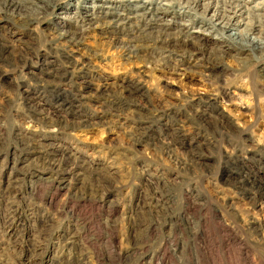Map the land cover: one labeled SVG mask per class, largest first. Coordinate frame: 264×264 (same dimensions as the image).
<instances>
[{"label":"rangeland","instance_id":"obj_1","mask_svg":"<svg viewBox=\"0 0 264 264\" xmlns=\"http://www.w3.org/2000/svg\"><path fill=\"white\" fill-rule=\"evenodd\" d=\"M56 1L40 24L0 25V264H264V66L217 31L126 55L73 18L102 0ZM149 1L178 25L225 0ZM239 3L232 23L264 31V0Z\"/></svg>","mask_w":264,"mask_h":264},{"label":"bare ground","instance_id":"obj_2","mask_svg":"<svg viewBox=\"0 0 264 264\" xmlns=\"http://www.w3.org/2000/svg\"><path fill=\"white\" fill-rule=\"evenodd\" d=\"M102 1L103 3L100 5H92L88 9L87 6L81 7L79 3L76 4V11L73 12V18L77 20L76 22H92L93 25L96 24L97 27L101 28L105 33L121 37L123 40L117 44V48H120V51L126 55L128 53H133L134 50L139 48L143 50H157L158 48L161 52V56L167 59L170 55L179 54L180 51H188V43L191 42L193 37L199 39L197 35L207 37V35L210 36L217 31L218 33L226 34L224 36L226 39H224L225 43L228 45L229 50L234 51V54L243 53L247 55L250 65L264 66V31L262 30V32L258 29L261 22L255 21L253 23L252 21H248L244 24H233L230 20L231 17L224 13L225 11H229L237 14L236 8L240 6L239 2H244V0H225L222 1L223 3L221 5L208 4L207 7H214L215 9L214 15L216 19L214 21L207 19L204 15L200 20L189 19L178 25L174 22H170L171 20L168 23L159 22L169 15V13L171 14V11L175 12L174 14L177 15L178 18L180 17L179 14H183L178 11L176 12V10L173 9L174 7L170 4H164L166 6L161 7L157 5V3L150 2L149 0ZM82 2L86 3L87 0H82ZM91 3H93V1H91ZM57 4L56 0H0V25L22 24L28 27V25L34 23L40 24V22L51 13L49 9L53 11ZM193 5L195 6V4ZM61 7V10L63 9L66 12L69 11V2L62 3ZM263 8L264 5L256 9L262 10ZM256 23L259 24L257 25ZM236 25H243L244 27L238 29L235 27ZM246 25H248L249 28L246 27ZM172 26H177L179 29L174 34L166 31ZM193 28H199V30H191ZM256 33L259 36L254 35ZM81 35V31H74L69 35L66 33L65 36L61 38L66 40L64 44L65 48L58 50L57 53L64 59L63 63L65 67L66 65L71 66V52L81 45ZM253 35L254 37H252ZM203 49L204 48L199 45V48L196 50L202 52ZM7 52L6 46L0 44V62L5 61L8 63ZM19 61L20 65L18 68L20 66L24 67L26 62L23 60ZM18 64L19 62L17 65ZM72 68L74 70L76 69V67ZM19 142L21 144H16L28 146L26 143L27 141L25 142L22 138ZM28 150V147H26L22 152Z\"/></svg>","mask_w":264,"mask_h":264}]
</instances>
